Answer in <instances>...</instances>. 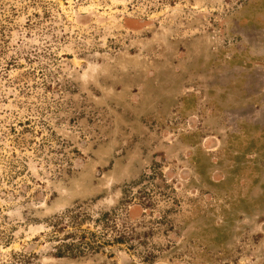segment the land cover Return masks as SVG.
<instances>
[{"label":"rangeland","instance_id":"1","mask_svg":"<svg viewBox=\"0 0 264 264\" xmlns=\"http://www.w3.org/2000/svg\"><path fill=\"white\" fill-rule=\"evenodd\" d=\"M255 65L264 67V0H0V100L31 74L28 101L44 104L38 131L54 150L62 144L48 165L81 167L47 184L58 193L52 205L0 201V264H187L199 241L187 225L190 203L191 218L208 210L250 224L262 264L264 108L260 118L254 107L264 75ZM99 173L96 190L108 198L84 210L115 211L112 224L126 236L118 229L99 254L58 259L50 222L86 206L80 188ZM241 181L252 217L241 210Z\"/></svg>","mask_w":264,"mask_h":264},{"label":"flooded vegetation","instance_id":"2","mask_svg":"<svg viewBox=\"0 0 264 264\" xmlns=\"http://www.w3.org/2000/svg\"><path fill=\"white\" fill-rule=\"evenodd\" d=\"M248 51L252 52V49L250 48ZM251 52H248V55ZM255 67L249 70L260 69L264 75V67L258 65H255ZM23 76L27 80L21 79L24 78ZM18 80V83H14L15 80H13L11 85L5 86V90L10 93L9 97H7L9 100L7 102H5L7 99L0 100V201H12L16 203L23 199V205L26 207L43 208V205L46 203L52 205L58 197L56 191L51 193L46 189L47 184H53L57 180H61L65 168H68V171H66L67 176L71 177L74 173H80L81 167L73 163L68 165L69 167L60 164L52 168L48 165V160L51 161L50 158L63 154L61 153L63 152L62 144H59L57 150H54L51 147L52 144L49 143L50 145H48L46 140L42 138L40 131H38L40 128L36 123L39 121V117L37 120L34 118L41 113L44 104L37 101H28V98H31L30 89L32 86L29 83L32 82V75L24 73L18 77ZM188 93H190V90H187V95H189ZM257 94L255 102L258 98H264V86ZM4 96L5 94L0 95V98ZM260 102V108L258 106L254 107L255 109L257 108L259 116L262 115L260 110L264 108V101L260 100ZM10 109L12 110L10 111ZM193 150V148L188 150L187 160H191L192 157L197 156L196 159L192 158L195 164L200 155L192 154ZM36 156L43 158H38V161L35 162L34 157ZM44 157H47V160ZM115 161L116 159L112 163ZM192 164H189L190 168H194L195 165ZM106 172H110V169L105 170L103 173ZM34 173L37 181L33 182ZM195 174L199 178L205 175L202 171ZM191 175L192 173L187 169V189L189 186H192ZM153 176L155 177L156 175H151V179H153ZM218 176L223 178L221 174ZM101 177L100 173L97 176H92L91 180H87L86 186L83 189L80 188L82 195H84V189L88 188L85 191L88 193L86 206L81 204L77 206L76 210H70L60 216H54L53 220H51L50 228L52 230L55 229L53 235L60 238L57 240L60 244V250L57 254L58 259L80 260L99 254L101 251L106 250V243L108 245L112 244V242L117 243V239H112L111 235L115 234L118 229L120 230L119 236L121 240L125 238L126 226H123L121 229L117 228L116 224H112L117 217L115 211L107 210L104 213L96 214L97 217L94 218L84 210V207H88V209L95 208L107 200L108 197L106 195L109 194L108 192L96 190V186L101 183ZM206 179L205 183H208L210 186L218 184L216 187L220 188L219 186L225 184L224 182L212 184V181ZM245 185L246 183L241 181L240 185L238 184L237 190L243 191L241 194L244 203H242L243 207L241 210L244 212V217H252L254 216L255 205L249 196V190H247L245 196ZM156 190L155 195L165 196L157 188ZM220 192L224 193L223 190ZM146 196L150 197V195ZM191 197L192 193L189 194L187 202L191 200ZM216 197L217 199L214 198V201L215 205H218L220 198ZM191 204H189V209L187 210L189 214L187 225L191 227V223H195L194 230L199 235V241L187 251V264H241L240 258L243 256V258L248 260L247 263L243 264H255L254 249L256 243L253 236L254 231L250 224L241 225L239 228L238 223L241 218L239 219L238 217L233 220L229 218V214L226 215L220 212L211 215L208 210L206 213H200V216L195 215L194 218H191V213L195 210H192ZM1 210L2 208H0ZM211 210L213 209L211 208ZM68 222L72 223L71 229L64 228ZM84 225H93L96 230L84 229ZM112 226L114 227L113 229ZM107 237L110 240L106 241L105 238L107 239ZM101 240L104 242L101 243ZM259 245V258L263 261L261 263L264 264V240Z\"/></svg>","mask_w":264,"mask_h":264}]
</instances>
